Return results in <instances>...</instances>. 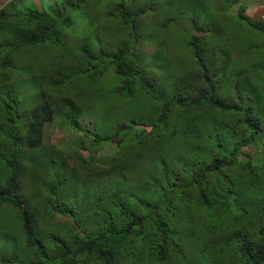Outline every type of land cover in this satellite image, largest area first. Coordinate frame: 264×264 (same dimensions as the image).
Returning <instances> with one entry per match:
<instances>
[{
	"label": "trees",
	"instance_id": "16d2710c",
	"mask_svg": "<svg viewBox=\"0 0 264 264\" xmlns=\"http://www.w3.org/2000/svg\"><path fill=\"white\" fill-rule=\"evenodd\" d=\"M89 1L59 0L40 10L29 0H0V232L17 221L22 236L19 242L5 238L0 243V264H264V150L256 162L235 154L257 141L264 144V112L251 114L255 100L237 93L249 87L264 100V21L246 16L239 0H99L113 18L99 10L101 50L91 53L77 43L80 37L74 38L81 55L65 64L71 37L63 28L77 26L69 11L80 17ZM144 18L152 24L143 26ZM211 24L227 35L246 36L245 31L258 44L247 38L245 46H262V57L257 52L250 64L236 57L234 77L225 81L234 94L230 98L221 92L229 72L213 68L202 56V42L213 36ZM112 25L125 37L115 49L101 40ZM171 25L186 39L191 72L165 82L162 75L150 77L146 72L156 68L145 70L143 64L147 59L161 63L164 42L159 40L158 48L145 56L146 38L154 35L158 41ZM49 46L59 54H48ZM22 54L31 59L40 54L39 60L59 75L54 86H61L52 89L43 81L45 70L35 65L38 101L19 110L21 95L10 90L13 74L6 71ZM184 59L173 63L176 69H184ZM28 69V62H22L18 71L25 75ZM71 95L99 104L104 97L139 99L156 106L157 113L153 122H145L131 112L127 121L97 134L83 129ZM201 112H209L207 124L195 123ZM54 117L64 122L88 160L97 157L108 166L112 182L100 191L109 208L103 214L78 202L66 160H46L37 172L28 173L31 186L22 188L25 167L38 166L27 157L42 147V129ZM129 144L153 148V157L159 155L147 164L150 173L134 171V156L125 152ZM4 146L6 154L1 153ZM72 165L76 167L74 161ZM132 186L134 193L144 194L125 200ZM36 217H46L51 226L66 221L69 235L49 228L53 232L44 242L34 230Z\"/></svg>",
	"mask_w": 264,
	"mask_h": 264
},
{
	"label": "rangeland",
	"instance_id": "374dc122",
	"mask_svg": "<svg viewBox=\"0 0 264 264\" xmlns=\"http://www.w3.org/2000/svg\"><path fill=\"white\" fill-rule=\"evenodd\" d=\"M33 2L36 7L40 10H48L50 5H53L56 1L59 0H29ZM161 2H165L168 0H159ZM244 6L245 11L244 14L248 17L255 19L258 22L264 21V0H239ZM105 3L101 1L99 5V0H90L83 6V10L81 16L78 17L76 11H69V14L76 20V28L74 30H70L69 28H63V32L70 36L71 38L68 40V44L66 45L69 53L66 54L65 58L62 60L65 64H72L77 61V58L80 57V52L78 48L80 46H85L88 51L91 53H96L101 50L102 45L99 41V10L102 9L103 12L106 11L104 7ZM229 13L234 14V8L229 10ZM112 21L113 18L110 16V13L105 12ZM184 19V16L182 17ZM185 20V19H184ZM89 21V24L86 22ZM150 22L147 18L141 20V24L146 26L147 22ZM152 24V23H151ZM264 24V23H262ZM89 25V26H88ZM85 26H88L89 29H86ZM85 29V30H84ZM210 29L213 30V36L211 38L205 39L202 42V56L205 62L211 65L213 68L217 69L219 66H223L229 72V75L221 83V92L222 98H230L232 95L229 88L225 85V81L228 77H234V67L236 63V57H239L243 60L244 65L252 63L253 58H256V53L258 52V56L262 57L263 54L262 46L257 48H252L249 45L245 46V39L249 38L251 40V44L258 45L255 42L254 37H249L245 31L244 34L247 36H242L240 34L233 35V31H228L227 34L222 32V27L220 29L219 25H210ZM151 27H145V32H152ZM83 31V32H82ZM257 32V30H253ZM161 36L158 41L154 35H150L146 39L149 41V44L145 47L147 54L145 56L150 55L154 52L155 48H158L159 40L164 42V50L166 51L165 55L158 58L162 63L153 62L151 59H147L146 64H143L144 69H154L151 73L146 72L150 77H162L165 82H170L167 80L171 76L184 77L188 76L191 72V65L189 57L186 55V47L183 35H181L177 31V27L170 26L168 27ZM79 38L77 43L80 45L77 46L74 38ZM101 40L108 41L111 43V47L115 49L119 44L124 42L125 37L121 35L116 28L111 27L110 31L103 37ZM259 40V39H258ZM260 41V40H259ZM224 44V46H223ZM48 54H59V50L55 47L49 46V48H45ZM243 49V51H242ZM39 55L37 54L35 57L32 56V59L27 57L26 55H17L13 58L12 65L7 73L12 72V79L9 83L10 90H12L13 94H20L21 99L19 103H17V107L19 110H23L31 105L36 104L38 101L37 92L39 88V82L36 78V73H34V67H41L45 70V77L43 79L44 82L50 84L52 89H56L60 86H54V82L59 79V75L52 72L50 67H47L44 62L39 60ZM185 56L184 69H176V65L173 63L178 59ZM168 57V58H167ZM166 59V61H165ZM264 57H262V60ZM60 61V62H62ZM165 61V64L163 62ZM22 62H28V72L20 74L18 71L19 66ZM168 64V65H166ZM166 68H170V72L166 71ZM29 78V81L26 84V80ZM180 78V77H179ZM8 86V85H7ZM77 87H82L81 84H78ZM4 89V86H0V92ZM237 93L239 95H244L249 97L250 101L255 100V104L252 105L251 114H255L258 112H264V100H260L257 97L256 91L249 87L240 88ZM70 99L72 100L74 106L76 107V114L78 120L81 121L83 129L97 133L110 130L112 128H116L122 122L128 120L129 113L133 112L136 114V118L143 120L145 122H153L156 116L157 107L154 105H147L145 103H140L139 99L130 100L128 102L125 101H117L114 102L111 98L104 97L102 98V102L99 104L93 98H81L76 95H71ZM60 104V100L57 101V105ZM2 107V105H1ZM209 112H201L196 115V124L208 123L209 121ZM210 128L212 126L209 125ZM219 130H222L220 127ZM43 140L42 147L31 156L27 157L28 161L36 160L37 168L33 169L30 167H25L24 172L26 176L22 179V188L27 189L31 185L29 184V172H37L38 167L45 165L47 163L46 160L50 159H62L66 160L67 171L66 174H70L72 177V183L74 185L75 191L79 194L78 202L82 205L90 207L91 209H95L99 214H103L105 210H109L107 207V203L105 200V193L102 192L100 194L101 188L103 186L109 185L111 183V179H108V166L101 161H97V157H93L91 160H88L89 156L85 155L83 151L79 148L78 151L76 149V143L78 146L79 142L76 141L75 138L68 132L67 127H64V122L58 118H52V121L46 123L43 127ZM138 132V130H135ZM241 132H236L234 137L227 140V143L233 142V140L242 134ZM23 133V132H22ZM222 138L224 137V133L220 135ZM84 144V141H82ZM149 145V144H147ZM143 147L134 146L129 144L125 147V152L128 155L134 156V171L137 172H147L150 173L147 164H152V157L154 155V149H146ZM157 149V148H156ZM264 144H260L257 142L250 144L248 147H241L235 152L240 157L247 158L251 162L258 161L263 156ZM46 151H50L54 155H47ZM76 151V152H75ZM2 154L8 153L7 147H3L1 149ZM57 154H61V156H57ZM159 155H155L153 158H158ZM99 160V159H98ZM72 161L76 163V167H71ZM144 165V167H143ZM74 168V169H73ZM72 171V172H71ZM64 175V170L62 171ZM86 174V177H85ZM131 174V173H130ZM129 175V174H128ZM132 186L129 192L124 194V199L128 200V196H136L140 197L144 193H134ZM47 188V187H46ZM73 198V195L70 196ZM9 215L13 219L14 212L9 211ZM44 218L46 217H36L34 221V230L38 237H40L44 242H46L47 238H49L53 231H49V228L54 229L57 233L68 236L70 232V228L66 221H63L62 225H49ZM0 215V221H1ZM9 230L15 231L14 235H10ZM7 238L9 241L14 239L15 242H19L22 239L21 233L19 231V227L17 225V221L14 223H8L5 228L0 232V243Z\"/></svg>",
	"mask_w": 264,
	"mask_h": 264
},
{
	"label": "clouds",
	"instance_id": "9594fccd",
	"mask_svg": "<svg viewBox=\"0 0 264 264\" xmlns=\"http://www.w3.org/2000/svg\"><path fill=\"white\" fill-rule=\"evenodd\" d=\"M7 1H8V0H4V1H3V3L7 2ZM34 6L36 7V5H35V4H34ZM36 8H37V7H36ZM250 18H251V17H250ZM251 19H253V18H251Z\"/></svg>",
	"mask_w": 264,
	"mask_h": 264
},
{
	"label": "crops",
	"instance_id": "0c3cea01",
	"mask_svg": "<svg viewBox=\"0 0 264 264\" xmlns=\"http://www.w3.org/2000/svg\"><path fill=\"white\" fill-rule=\"evenodd\" d=\"M4 1V0H3Z\"/></svg>",
	"mask_w": 264,
	"mask_h": 264
}]
</instances>
